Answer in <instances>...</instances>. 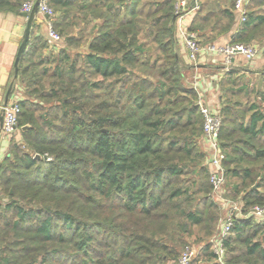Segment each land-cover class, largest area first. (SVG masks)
I'll list each match as a JSON object with an SVG mask.
<instances>
[{"label":"trees","instance_id":"trees-1","mask_svg":"<svg viewBox=\"0 0 264 264\" xmlns=\"http://www.w3.org/2000/svg\"><path fill=\"white\" fill-rule=\"evenodd\" d=\"M26 1L0 0V12L20 13ZM178 1H46L65 45L48 43L34 20L14 77L21 138L0 163V264H167L193 228L213 231L211 166L191 67L179 54ZM219 1L229 27L235 0ZM263 6L251 2L230 42L264 26ZM212 11L201 29L221 27ZM220 85L226 184L245 214L264 206L262 182L253 187V164L264 161V87L241 109L232 98L247 89L240 72ZM233 238L264 264V220H235L227 253L238 251ZM200 255L219 264L210 241Z\"/></svg>","mask_w":264,"mask_h":264},{"label":"crops","instance_id":"crops-1","mask_svg":"<svg viewBox=\"0 0 264 264\" xmlns=\"http://www.w3.org/2000/svg\"><path fill=\"white\" fill-rule=\"evenodd\" d=\"M47 1V0H46ZM183 1L182 7V19L177 18L176 23V34L179 48V54L182 63L189 65L191 68L186 70L185 74L187 79L192 81L198 80L199 90L202 94L204 103L213 110H219L221 106V80L226 73L232 70H238L240 73H248L254 71L256 67L261 64L264 65V58L262 57V51L252 62H248L241 55L234 58L233 64L230 70H226L222 57L216 53H203L199 55L197 63H192L189 60V51L185 44V40L180 34V26L190 32L197 34L198 40L203 45H224L231 41L232 35L238 30L240 25L236 22L238 16L233 13L235 22L227 26V19L222 16V10L228 7L226 2L216 1V5L213 6L214 0H179ZM199 8L196 9L195 5ZM212 6V7H211ZM233 7V6H232ZM231 7V9H232ZM208 8H213L212 13L218 14V18H222L221 27L215 26L212 30L211 26L205 29H201L202 24H205L206 12ZM233 12V9H232ZM216 16L210 18V24H214L217 21ZM48 17L44 14L38 13L35 18V22L38 25L36 30L37 34L43 35L47 42L51 43L47 36L48 31ZM240 23V22H239ZM194 24L197 27L195 31H191L190 27ZM27 19L21 16L20 13H13L2 11L0 12V106L5 104L6 93L9 87L12 85V89L15 90L14 94L9 98L8 103H12L17 96L22 97L21 87L15 82V60L19 46L22 43L23 34L26 29ZM226 27V29H225ZM208 39V42H205ZM60 45L64 46L65 43L61 41ZM254 69V70H253ZM193 84V82H192ZM193 87V85H191ZM1 131V124H0ZM202 149L209 154L208 144L203 137L201 141ZM7 148V142L0 135V152ZM224 206V205H223ZM226 207V206H225Z\"/></svg>","mask_w":264,"mask_h":264},{"label":"built area","instance_id":"built-area-1","mask_svg":"<svg viewBox=\"0 0 264 264\" xmlns=\"http://www.w3.org/2000/svg\"><path fill=\"white\" fill-rule=\"evenodd\" d=\"M253 0H235L233 5V12L238 16L240 23L246 20V15L248 12V7ZM35 0H29L23 3L21 12L30 13L34 7ZM184 2L178 1L176 4L177 18L182 19V7ZM196 9L199 8L197 3L195 5ZM38 12L50 17L53 15L51 8L47 5L46 0H41ZM180 34L185 40V44L189 51V60L192 63H197L199 55L203 53H216L222 57L224 67L228 71L231 69L233 60L236 56L241 55L246 61L252 62L258 56L259 52L254 46H246L240 43L228 42L224 45H203L199 42L197 34L190 32L185 28L180 26ZM48 39L51 43H57L60 41V36L53 29V26L48 22ZM193 88L197 92V105L199 107L200 113L203 116V132L204 138L208 144V162L211 166L210 182L212 185V192L217 195L222 205L228 210L227 218L222 222L219 233L210 241L212 251L216 256V260L219 264H226V241L233 234V228L235 224L234 213H242L243 203H235L230 199L222 197L223 189L226 184L225 169L223 166V161L225 159V154L222 151L220 144V132L222 127V117L219 110H213L209 108L203 101L202 94L199 90L198 80L193 81ZM20 96H17L12 103L7 105L2 104L0 106L1 115L3 118V123L0 131V135L3 139L10 138L17 130L18 116L20 114L19 101ZM49 160V158H46ZM245 217L254 218L258 221L264 220V206L255 205L249 208L248 212L245 213ZM203 247L196 249L193 246H186L182 251L178 259V264H190L192 259L202 251Z\"/></svg>","mask_w":264,"mask_h":264},{"label":"rangeland","instance_id":"rangeland-1","mask_svg":"<svg viewBox=\"0 0 264 264\" xmlns=\"http://www.w3.org/2000/svg\"><path fill=\"white\" fill-rule=\"evenodd\" d=\"M262 9H264V6ZM233 22H235V19ZM236 22L239 25H241V23H239L240 22L239 18H237V17H236ZM251 37H252V39L248 38L247 41L240 43V44H243L246 46H254L255 48H257L258 52L260 53V50L264 49V26H262ZM261 55H263V53ZM262 57L264 58V55ZM254 69H253L254 71H249L248 73H240L241 82L243 84H247V89H244L241 91H239V89H233L232 90V91H236V92H234V97H232V98L235 101L241 102V106H242L241 109H246V107H248L252 101L256 100V94L259 91L263 90L260 88L264 87V65L261 64L259 67H256ZM191 80L192 79H187V84L189 86L192 85L193 81L191 82ZM240 85L242 86V84H240ZM230 95L231 94H229V96ZM0 116H1V111H0ZM203 122H204V120H203ZM20 138H21L20 129H17L15 131V133L10 138L6 139L7 148H5L3 151L0 152V163L4 160L5 156L9 153L8 152L9 151L8 150L9 141L10 140L11 141L12 140L18 141V139H20ZM207 163H206V165L209 166V164H207ZM253 165H254V175L258 177L257 180L255 181V184L253 183V187H256V182H262V184L264 186V181H261L262 178L264 180V161L260 162V163L253 164ZM209 169L212 170L211 167H209ZM224 169H225V166H224ZM233 181H236V179ZM228 184L229 183L227 182V184L225 185V187L223 189L222 197H224L226 199H230L231 201H233L235 203H240L241 202V196L235 195L233 193L231 187ZM261 191H264V187L261 188ZM211 199L213 201V206H210V207L207 206L205 208V212L207 213L206 215L208 216V219L209 218L215 219V223L211 224L209 221L207 223V226H212L214 228L213 231L209 235H207L206 233H202L200 228H198V227L193 228L192 229V236H190V235L187 236L186 239L184 240V243L178 247V249H177L178 250V256L175 259L174 258L169 259L167 264H178V259H179L180 255L182 254V251L184 250V248L186 246H193L196 249H200L204 245H206V243H209V241H211L219 233V229H220L222 222L227 218V211L228 210L222 205L223 202H221L220 198L217 195H214L213 192H211ZM201 207H203V205ZM233 213H234V218L236 221L241 220V219H244V220L248 219L247 217H245V214L243 212L241 214L237 213V212H233ZM254 221L260 223V221H258L256 219H254ZM262 236H263V234H258L254 240L261 241ZM231 245L238 249V251H237L238 253L237 252L236 253L228 252L227 256H226V264H263V262L261 261L259 256H253L250 258L245 257L243 255L246 251L244 244L235 241V238L231 239ZM200 253L192 259L190 264H209V261H207V258L204 256H201ZM236 254L241 256L242 259L234 260V257ZM246 260H247V262H246Z\"/></svg>","mask_w":264,"mask_h":264},{"label":"water","instance_id":"water-1","mask_svg":"<svg viewBox=\"0 0 264 264\" xmlns=\"http://www.w3.org/2000/svg\"><path fill=\"white\" fill-rule=\"evenodd\" d=\"M41 0H36L34 7L32 9V11L28 14L26 12H21V16L25 17L27 19V25H26V29L24 31L23 34V39H22V43L19 46L18 52H17V56H16V60H15V64H14V68H15V77L17 76L18 73V65H19V61L21 58L22 53L26 50L27 44H28V40H29V36L31 33V29H32V25L33 22L36 18V15L39 13L38 12V7L40 4ZM12 91V85L9 87L7 93H6V100H5V105L8 104L9 98H10V94ZM2 123H3V118L2 115L0 116V124L2 127ZM28 127H24L23 129L26 130ZM37 158H39V155H37Z\"/></svg>","mask_w":264,"mask_h":264}]
</instances>
